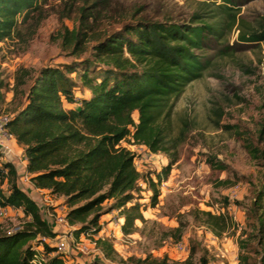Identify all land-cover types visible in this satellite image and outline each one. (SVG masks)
<instances>
[{
    "label": "trees",
    "instance_id": "obj_1",
    "mask_svg": "<svg viewBox=\"0 0 264 264\" xmlns=\"http://www.w3.org/2000/svg\"><path fill=\"white\" fill-rule=\"evenodd\" d=\"M47 1L0 0V43L18 34L19 24L40 14L41 5ZM222 1L231 26L236 21L230 7L232 0ZM93 5L80 6L77 27L63 31V44L72 46L74 54L81 53L83 42L87 43L89 38ZM205 17L195 13L187 22L125 23L109 34L93 38L92 61L48 65L35 74L24 66L16 69L14 96L22 94V101L9 114L5 128L22 149L30 183L44 196L60 200L66 206L62 215L72 227L74 237L97 235L102 228L100 218L111 210L122 217L124 235L136 232V221L146 222L145 206L136 196L141 178L152 192L151 205L157 204L159 182L168 177L178 160L177 153L171 152L175 138L169 136L174 99L207 71L211 60L205 53L213 48L212 41L219 42L223 37L225 22L216 20V15L210 16L211 22ZM239 40L264 45V18L256 26L242 30ZM5 85L0 72L1 101ZM79 86L88 95L82 93L77 97L75 89ZM65 103L70 107L65 108ZM133 113L137 114V120ZM235 133L241 136L238 130ZM258 133L263 135L264 125ZM179 134H183V129ZM130 139L154 154H169L168 163L153 175L152 172L142 175L134 166V154L121 144L123 140L130 143ZM243 145L253 159L263 156L247 138H243ZM206 163L213 170L226 169L223 162L212 156ZM17 179L14 164L1 159L0 207L18 210L25 226L10 233L0 231V264H98L97 260L70 263L54 246L41 243L39 236L53 237L55 233ZM226 183L229 182L220 180V184ZM109 200L111 206L104 210L103 204ZM57 204L49 206L54 215ZM229 204L228 198L220 201L221 208ZM250 209L253 221L238 234L239 264L248 263L251 254L256 257L255 264H264V183L257 189ZM190 213L193 221L213 236H221L230 227L229 221L235 230L228 213L200 209ZM183 231L184 223L178 220V225L161 232L160 238L174 245L182 240ZM96 245L106 259L117 258L111 240L98 237ZM194 252L191 249L188 264L193 263ZM148 257H130L128 261L146 264ZM197 264L209 261L201 255Z\"/></svg>",
    "mask_w": 264,
    "mask_h": 264
},
{
    "label": "rangeland",
    "instance_id": "obj_2",
    "mask_svg": "<svg viewBox=\"0 0 264 264\" xmlns=\"http://www.w3.org/2000/svg\"><path fill=\"white\" fill-rule=\"evenodd\" d=\"M85 4H94L87 31L89 38L87 43L83 42L81 53L74 54L72 46L63 44L62 34L65 28L71 31L77 27L78 9ZM224 7L222 0H48L41 5L40 14L19 24L18 34L0 43V72L6 83L0 114H10L22 101V94L14 96L13 88L19 66L31 68L35 74L48 65L92 61L90 46L94 37L138 20L187 22L193 14L200 13L209 22L213 15L225 22L222 39L212 41L213 48L205 53L210 56V67L174 99L169 136L175 138L171 152L177 153L178 160L165 179L166 185L159 188L157 204L151 205L152 192L141 178L136 196L145 206L146 222L136 221V232L124 235L121 226L115 227L108 221L109 215L100 218L102 236L108 235L105 238L111 240L118 255L113 260L102 257L98 264H131L130 257L148 256L146 264H188L191 249H195L191 264H197L201 255L207 257L209 264H239L238 234L252 223L251 202L264 183V133L261 136L258 133L264 125V45L243 42L239 34L264 18V0H232L230 7L236 21L231 26ZM82 93L88 95L82 86L75 89L77 97ZM64 106L70 107L66 103ZM133 118L137 120L136 113ZM229 126L231 130L226 129ZM181 129L183 134H179ZM243 138L259 148L263 156L253 159L244 148ZM169 156L161 152L152 154V163L140 169L141 174L153 175L168 163ZM211 156L223 162L226 169H211L206 163ZM220 180L229 183L220 184ZM17 182L37 203L45 220L50 205L62 206L60 200L45 198L35 189L26 172ZM223 198L230 200L227 208L220 207ZM111 203V200L104 202L103 209L109 210ZM193 209L228 213L235 230L228 220L230 227L221 236H213L193 221L190 213ZM178 220L184 223L182 240L188 251L175 250L173 244L160 238L161 232L177 226ZM48 224L54 225L52 220ZM56 225L62 232L68 230L62 223ZM24 226L22 214L15 209L0 217V231ZM91 256L94 255L86 257ZM250 256L245 264H255L256 257Z\"/></svg>",
    "mask_w": 264,
    "mask_h": 264
},
{
    "label": "built area",
    "instance_id": "obj_3",
    "mask_svg": "<svg viewBox=\"0 0 264 264\" xmlns=\"http://www.w3.org/2000/svg\"><path fill=\"white\" fill-rule=\"evenodd\" d=\"M9 117H10L9 114H5V113L0 114V139L1 140L5 139V141H7V140L14 139L13 135L5 128V124L8 122ZM124 141L125 140H123L121 144L127 149H129L134 154V166L137 168L138 171L146 167L147 164L152 163V160H151L152 154L153 155L155 154L150 152L147 149V147H145L143 144L134 143L132 139H130V143L127 142V144ZM4 152L5 154L10 153V149L8 145L6 144L3 145L2 148H0V160L3 159V155H5ZM165 185H166V182L165 180L162 179L159 182L158 188L160 187L163 188ZM44 197L49 199V197L47 196H44ZM11 209L13 208L0 207V217H5L11 211ZM48 212L49 213H45L46 220L42 217L47 223L49 222V220H53L56 223H62L64 225L67 224V222L65 221L62 215L63 211H61L60 213H56V215L52 214L50 211ZM116 213H117L116 210H113L110 213H108L107 214L109 215L108 221L111 224H113V226L120 228L123 222V219L118 214L116 215ZM20 228L21 227H15L11 230H8L7 232L10 233ZM71 230L68 229L63 232L62 231L54 232L55 235L53 237L41 235L39 236V239L41 240L42 244L45 243V244L54 246L57 252L63 253L64 256L69 260H70V255L72 253H77V257L79 258V260L84 261L86 256H89L90 254L95 255L100 251L96 245V240L98 237H95V235L89 236V235L82 234L78 238H76L72 234ZM174 248L175 250L188 251V246L183 240L174 244Z\"/></svg>",
    "mask_w": 264,
    "mask_h": 264
},
{
    "label": "crops",
    "instance_id": "obj_4",
    "mask_svg": "<svg viewBox=\"0 0 264 264\" xmlns=\"http://www.w3.org/2000/svg\"><path fill=\"white\" fill-rule=\"evenodd\" d=\"M5 144L8 145V147L10 149V153L9 154H5V152H4L5 155H3V159L4 160H8V161H10L11 163L14 164L16 172L18 174V178L20 179L21 176L24 175L25 172H26V160H25V157L22 154V149H21L20 146H18V144L16 143L15 139L7 140V141H5V139H3V140L0 139V148H2L3 145H5ZM144 183H145V181H144ZM65 209H66L65 206L62 205V206L57 207L55 209V211L57 213H60L61 211H64ZM52 222L54 223V225L52 227L50 226L51 231L52 232H57V231L60 232V229L56 225L57 223L54 222L53 220H52ZM66 226L68 227L69 230H71V228H72L71 226H69L67 224H66ZM108 227H110L109 224H107V228ZM102 233H104V228L97 235H95V237H103ZM105 236H108V235L106 234ZM99 252H100L99 255H97L98 254L97 253L94 256L86 257L84 261H80L79 260V258L77 257V253H72L70 255V262H74L75 261V262L83 263V262H91V261H94V260L101 261L102 257H104V256L101 253V251H99Z\"/></svg>",
    "mask_w": 264,
    "mask_h": 264
}]
</instances>
